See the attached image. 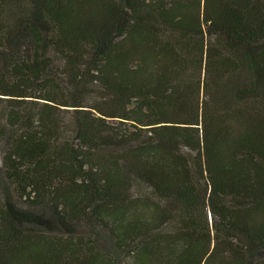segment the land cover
I'll return each instance as SVG.
<instances>
[{
  "label": "trees",
  "instance_id": "trees-1",
  "mask_svg": "<svg viewBox=\"0 0 264 264\" xmlns=\"http://www.w3.org/2000/svg\"><path fill=\"white\" fill-rule=\"evenodd\" d=\"M0 141V264H264V0H0Z\"/></svg>",
  "mask_w": 264,
  "mask_h": 264
},
{
  "label": "rangeland",
  "instance_id": "rangeland-1",
  "mask_svg": "<svg viewBox=\"0 0 264 264\" xmlns=\"http://www.w3.org/2000/svg\"><path fill=\"white\" fill-rule=\"evenodd\" d=\"M3 150H4V144H3V142L0 141V167L2 166Z\"/></svg>",
  "mask_w": 264,
  "mask_h": 264
}]
</instances>
